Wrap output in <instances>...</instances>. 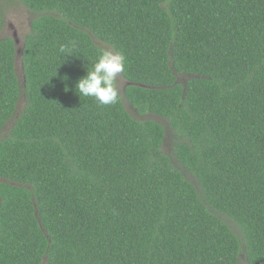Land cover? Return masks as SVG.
Here are the masks:
<instances>
[{
  "label": "trees",
  "instance_id": "trees-1",
  "mask_svg": "<svg viewBox=\"0 0 264 264\" xmlns=\"http://www.w3.org/2000/svg\"><path fill=\"white\" fill-rule=\"evenodd\" d=\"M9 5L0 264H264V0H1L0 35ZM97 40L149 87L80 96Z\"/></svg>",
  "mask_w": 264,
  "mask_h": 264
},
{
  "label": "clouds",
  "instance_id": "clouds-1",
  "mask_svg": "<svg viewBox=\"0 0 264 264\" xmlns=\"http://www.w3.org/2000/svg\"><path fill=\"white\" fill-rule=\"evenodd\" d=\"M64 51V47H61ZM125 70V57L119 52L102 51L91 70L76 84L77 93L93 97L100 105H112L118 100L116 81ZM123 78V77H122Z\"/></svg>",
  "mask_w": 264,
  "mask_h": 264
},
{
  "label": "rangeland",
  "instance_id": "rangeland-1",
  "mask_svg": "<svg viewBox=\"0 0 264 264\" xmlns=\"http://www.w3.org/2000/svg\"><path fill=\"white\" fill-rule=\"evenodd\" d=\"M2 2H3V0H2ZM0 3H1V0H0ZM31 18H32L31 13L29 12V9L26 6L18 5L17 7H15L14 5H9L7 7V9L5 10V15H4L5 22H4V27H3V30L1 32L0 38H4L7 36H10V37L14 36L15 38H18L17 47L21 48V46L24 42V39L26 37L27 30L29 28V22H30ZM16 32H17V35H13ZM97 43L100 46H102L108 50L113 51L109 44H106L105 42L100 41V40H97ZM20 55L21 54L17 52V68H18V71H20V65H21ZM117 87L120 91H122L123 86L121 84L120 85L117 84ZM128 109L134 114V116L139 117L134 113L135 111L130 106L128 107ZM141 118H143V117H141ZM157 118H158L159 122H162V124L164 123L167 125L166 119H164L160 116H157ZM185 174L189 178H191V176H192V173H190L188 171H185ZM241 264H246V263H244V261L242 260Z\"/></svg>",
  "mask_w": 264,
  "mask_h": 264
},
{
  "label": "water",
  "instance_id": "water-1",
  "mask_svg": "<svg viewBox=\"0 0 264 264\" xmlns=\"http://www.w3.org/2000/svg\"><path fill=\"white\" fill-rule=\"evenodd\" d=\"M12 37L15 39L14 36H12ZM15 41H16V44H17V41L18 40L15 39ZM17 52L21 54V49L20 48H17ZM123 81H124V86H126V85H132V84H137V85H141V86H144V87H149L147 84H141V83H138V82H133V81L127 80L125 78H123Z\"/></svg>",
  "mask_w": 264,
  "mask_h": 264
},
{
  "label": "flooded vegetation",
  "instance_id": "flooded-vegetation-1",
  "mask_svg": "<svg viewBox=\"0 0 264 264\" xmlns=\"http://www.w3.org/2000/svg\"><path fill=\"white\" fill-rule=\"evenodd\" d=\"M30 22H31V19H30ZM30 22H29V28H28V30H27V33L29 32V29H30ZM26 33V34H27ZM13 35H17V32L16 33H14ZM12 37V36H11ZM15 39H17L18 40V38H15ZM122 78V77H121ZM120 83H121V85L123 86V88H124V81H123V78L122 79H120Z\"/></svg>",
  "mask_w": 264,
  "mask_h": 264
}]
</instances>
